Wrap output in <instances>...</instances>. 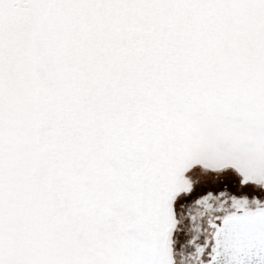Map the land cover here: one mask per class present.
Instances as JSON below:
<instances>
[{
    "label": "snow or ice",
    "instance_id": "snow-or-ice-1",
    "mask_svg": "<svg viewBox=\"0 0 264 264\" xmlns=\"http://www.w3.org/2000/svg\"><path fill=\"white\" fill-rule=\"evenodd\" d=\"M0 264H264V0H0Z\"/></svg>",
    "mask_w": 264,
    "mask_h": 264
}]
</instances>
